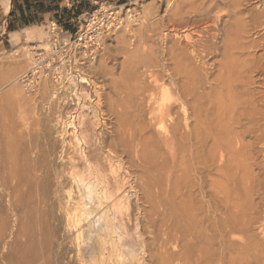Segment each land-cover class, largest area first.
I'll list each match as a JSON object with an SVG mask.
<instances>
[{"label":"rangeland","instance_id":"374dc122","mask_svg":"<svg viewBox=\"0 0 264 264\" xmlns=\"http://www.w3.org/2000/svg\"><path fill=\"white\" fill-rule=\"evenodd\" d=\"M103 1L97 4L91 1V11L70 22L74 32L45 22L30 29V37L21 30L22 40L19 43L9 37V44L5 43V47L0 48V264H94L100 257L103 243L100 240L105 239L107 243L112 236V240L117 241V248L126 256V264H156L149 258V253L153 250L154 254L165 251L161 246L166 238L163 234L165 227L161 223L165 219L170 222V207L157 203L160 199L158 190L149 195L144 184L140 188L132 178H126L127 194L123 207H107L108 200H101L104 206L100 205L98 196L101 187L91 177V163L81 161L78 163L80 166L72 164L66 152L68 148L70 152L79 150L82 154L88 150L76 132L78 120L83 116L92 119L95 125L92 137L98 142L102 137L101 131L107 128L106 125L109 126V119H112V116L108 118L111 107L122 110V102L130 97L133 88L131 97L136 92L133 97L136 99L133 100L137 101L139 92L146 97L150 94L151 89L145 85L150 83L152 88L153 77L144 74L145 68L136 62L142 48L147 50L151 47L154 52L151 49L148 51L154 54L153 62L157 64L159 61L163 66V43L169 47L174 44L172 48L177 46V49L198 39L194 31L179 28V22H176L195 4H192V0ZM253 1L249 2H252L251 8L262 2ZM176 10L183 14L180 12L181 15H177L179 12ZM173 17L178 18L174 21ZM173 23L178 27L174 31ZM250 33L247 39L251 40L247 45L258 38L256 45L259 46L254 45L256 50H253V46L244 52L245 55L237 54L239 60L235 63L243 73L240 74L237 69V79H241V82L236 80L232 86L239 83L238 87L234 86L231 93L222 99L223 103L234 105L235 102L237 107L233 106L235 111L230 115L235 117L237 113L239 116L236 114L235 118L241 121L240 130L237 129L239 141L235 139L233 144L224 147L226 151L222 159L229 177L207 174L204 197L207 224L216 221L222 227L233 218V221H241L233 238L242 248L239 250L245 252L242 256H250L244 259L245 262H250L251 255L256 252L254 249L259 248L260 253L264 252V39L259 40L258 30L254 28ZM189 36H192L191 39ZM213 42L216 46L221 45L219 40ZM219 49V52L213 53L215 55L210 54L205 59L214 67L209 65L207 68L208 72L212 71L209 72L210 80L222 75L221 71L218 75L220 69H217L223 58ZM128 50L136 54L134 61L138 67H134V72H130V61H126L127 56L123 54ZM218 58V61H213ZM192 59L193 64L200 67L197 59ZM93 61L97 68L94 73L90 69ZM251 62H255L256 66ZM199 69L202 76L204 70ZM152 70L155 71V68ZM156 71L166 78L162 68ZM82 80L86 83H82ZM140 86L142 91L145 88L143 93L139 91ZM165 86L169 87L170 84ZM210 91L209 87L206 92ZM215 92L217 99L219 90L215 89ZM17 93L30 99L31 104L25 107L17 104ZM229 95L233 99L227 97ZM226 97L229 98L228 102ZM76 101L80 103L79 107ZM118 103H121L119 108L116 106ZM126 105L130 109L132 103L127 100ZM61 116L66 123L64 120V123L61 122ZM124 161L114 163V168L123 169L128 162L126 158ZM231 164L235 165L231 167ZM212 165L211 161L208 166ZM12 170L18 173H12ZM134 171L136 175L140 174ZM78 175L86 181L81 182ZM210 178L217 183V190ZM2 179L7 181V186ZM108 234L112 235L109 236L111 238H104ZM207 236L210 239L215 237L211 229L207 231ZM181 244L170 245V252L180 250Z\"/></svg>","mask_w":264,"mask_h":264},{"label":"bare ground","instance_id":"6f19581e","mask_svg":"<svg viewBox=\"0 0 264 264\" xmlns=\"http://www.w3.org/2000/svg\"><path fill=\"white\" fill-rule=\"evenodd\" d=\"M263 1L264 0H262L261 4L258 2L254 8H251L250 4L252 2L249 4L250 0H195V3H193L192 0V4H195L194 7L186 11V13H184L185 15L181 16L180 21H176L178 17L173 18L174 21L177 23L179 22V28H187L189 31L191 30L190 32L194 31L198 39L192 43L189 41L190 43H186L184 48L178 46L179 48L177 49L176 45V47L174 46L175 48H172L174 44H169L171 45V47H169L167 44L163 43L164 46L161 47V57L164 59L163 66L159 61H157V64L153 62L155 61L152 59L154 54L152 55L150 52V55L148 51L150 49L152 50L151 47L147 50H145L146 48H142L139 54L141 57L138 56V58H136L138 59V61H136L137 65L141 63L143 68H145L144 74H149L151 75L150 77H153V83L151 82L153 84L152 88H150V83L149 85H145L146 88L148 86V89H151L149 90L150 94H147L148 96L146 97L145 94L142 95L139 92L142 91L141 86L144 84L141 83L140 90H137L139 92L137 101L133 100L136 99L133 98L136 92L133 93V95H135L131 97L134 88L131 90V94H129L130 97L126 98L128 103H132L130 109L126 107L127 100L122 102L124 103L122 110H116L114 107H111L108 113L110 117L108 118L112 116V119H109V126L106 125L107 128L101 131L102 137H100L99 140L97 139L98 142H95L92 137L95 132V125L92 123V119L90 120L88 116H85V118L83 116V119H80V121L78 120V131L76 132L80 134L88 150L86 153L82 154L79 150L70 152V148H68L69 150L66 152V155L68 160L75 165H79L81 161L91 163V177L96 179V182L101 187L99 190L100 196H98V204L103 205V201L108 200V202L105 201L107 202V205L105 204L107 207H123V200L127 194L125 188L126 178H132L135 185H140V188H143L141 184H144L145 188H148L147 193L149 195H151L153 191L156 192V190H158L157 193L160 199L157 203L159 202L162 205L170 207V222L165 219V221L161 223V226L165 227V233L163 234L166 238L163 245L159 244L165 251L161 249V251H163L161 254H154V250L151 251L152 253H149V258L151 261H155L156 264H264V252L262 251L263 253H260L259 248L258 250L252 248V250L254 249L256 252L251 255L250 262H245L250 256L249 254L247 255V257L249 256L248 258L242 256L245 252L242 253V251L239 250L241 247H239V244L237 246L235 241L236 238H233L234 232L236 233V228L240 227L238 223L241 221H233V218L229 223H224L222 227L219 222L214 220V222L207 224L205 218H207L208 213H206L204 207V197L206 193L205 183L207 181L206 175L217 174L222 176V178L229 177V171L224 167L225 163L222 159L224 157L223 152L226 151L224 149L227 148L225 145H231L235 139H239V131L237 132V129L240 130L241 121H239L240 118H235L237 113L235 117L231 116L235 111L234 108L237 107L235 102L234 105L231 103H223L222 99L225 97L224 95L231 93L234 86L238 87L239 83L232 86L233 83L238 80L237 77L239 76V72L240 74L242 73L236 65L237 60H239L237 54H244L245 51L251 49V47L254 48V45L259 42L257 40L258 38L255 40L252 39V41L249 42V46L247 45V42L251 40L250 38L247 39L250 36L249 34H251L250 30L253 28L254 30H258L257 36L260 38L259 40L261 41L262 38L264 39ZM2 4L5 12L9 13L11 7L10 1L2 0ZM190 5L189 3L188 6ZM248 5H250V8H248ZM188 6L186 5L187 8H189ZM252 6L254 5L252 4ZM176 11L179 12L178 10ZM180 12L177 13V15L180 14ZM181 14H183V12H181ZM173 28L172 31L176 30L175 28L178 27L174 24ZM189 37L191 39L192 36ZM123 38L126 39L125 36ZM213 40H219L221 45L219 46L217 44L218 46H216ZM250 43H252V45H250ZM258 46L259 45H256V47ZM256 47L253 50H256ZM156 48L158 47L156 46ZM218 49L220 50L219 54H221L223 58L220 60V65L217 69H220L218 75H220L221 72L222 75L218 77V79L210 80L211 75L209 72L212 71L208 72L207 68L209 65H212L207 63L209 61L206 62L205 59L215 51L217 52ZM152 52L154 51L152 50ZM188 52L192 54V57ZM123 54L127 56L126 61H130V72H134V67H138L134 61L136 54L130 50L124 51ZM155 54L158 56L157 52ZM248 54H250V52L247 53V56H249ZM155 57L153 58L155 59ZM192 58L197 59V63L204 70L202 76L199 74V70H201L199 69L200 67L193 64L194 60ZM247 58L250 59L251 57H246V59ZM215 60L218 61L219 58L213 59V61ZM254 63L255 62H251V64L256 66ZM251 64H248V66L252 67L250 66ZM95 67L93 61L90 68L91 72L94 73L96 71L97 68ZM154 68L155 71L152 70ZM160 68L165 72L166 78H163L164 75L161 76L156 71ZM82 71L83 70H81V72ZM128 75L130 74L128 73ZM85 80H87V78ZM85 80H82V83H86ZM240 80L241 79L238 81L241 82ZM165 82H168L170 86H165L168 84H165ZM207 85H210V92H206L209 88L206 87ZM144 89L145 88H143V91ZM215 89L219 90L217 99V92H215ZM14 91L16 90L14 89ZM17 94H19L16 98L17 104L22 107L31 104V101H29L30 99L28 100L20 93ZM231 96L232 95H229L227 97L230 98ZM229 98H227V102ZM215 99L218 103L215 102ZM77 102L78 101H76V105H80V103ZM120 105L121 103H118L116 106L119 108ZM240 109L241 108H239V110ZM63 120L64 118L61 116L62 123L65 122V120L64 122ZM70 143L71 142H69V144ZM242 145H240V147ZM125 158L128 162L125 163L126 165L123 169L117 166L114 168V163L123 162ZM211 161L213 165L208 166ZM69 165L72 168L71 164ZM234 165L231 164V167ZM119 166L121 165L119 164ZM14 170H12V173L17 172ZM134 170H137L140 174L136 175ZM245 170L247 171V169ZM235 174L237 175V173ZM157 175L159 177H156ZM209 177L210 176H208V178ZM79 179L81 182L86 181L83 177H79ZM2 180L5 181V179ZM210 180H212V178H210ZM216 184L215 181L212 180V185L215 186V190H217ZM233 184L234 183L231 185ZM4 185L7 186V181L4 182ZM210 229L215 235V237H211V239L207 236V231ZM110 235L108 234L104 238H108ZM113 238L112 236V239ZM112 239L107 243L105 239L100 240L103 241L104 244L102 243V249L100 248L99 260H96L97 262L94 264H126V256L117 248V241H113ZM153 242H155V240ZM179 243H182L181 249L170 252L171 247L169 249V246ZM158 248L156 249L158 250ZM173 249H175V247Z\"/></svg>","mask_w":264,"mask_h":264},{"label":"crops","instance_id":"0c3cea01","mask_svg":"<svg viewBox=\"0 0 264 264\" xmlns=\"http://www.w3.org/2000/svg\"><path fill=\"white\" fill-rule=\"evenodd\" d=\"M11 7L9 13H6L0 0V48L8 45L12 37L13 42L19 43L22 36L19 33L24 30L27 37L31 33L30 29H34L35 25L45 22L57 24V18L62 16L65 12H70L72 17L75 12L83 11L87 13L91 11L92 4H97L103 0H9ZM107 1L110 0H105ZM131 0H115V2L127 3ZM104 2V1H103ZM89 6V7H88ZM80 18V17H79ZM78 18V19H79ZM74 17L70 22H73ZM31 22L37 24H30ZM30 27V28H29ZM72 27V25H71ZM10 28V29H9Z\"/></svg>","mask_w":264,"mask_h":264},{"label":"trees","instance_id":"16d2710c","mask_svg":"<svg viewBox=\"0 0 264 264\" xmlns=\"http://www.w3.org/2000/svg\"><path fill=\"white\" fill-rule=\"evenodd\" d=\"M84 12L80 11V12H75L73 17L75 19H78ZM72 15L70 12H67L65 10L64 14L60 17L57 18V23L62 26L66 31H72L74 32V30L72 29L71 25H70V21L72 20ZM30 24L34 25L37 23L31 22ZM10 29V28H9Z\"/></svg>","mask_w":264,"mask_h":264},{"label":"built area","instance_id":"2783aa9c","mask_svg":"<svg viewBox=\"0 0 264 264\" xmlns=\"http://www.w3.org/2000/svg\"><path fill=\"white\" fill-rule=\"evenodd\" d=\"M53 25H56V24H53ZM57 26V25H56ZM80 40V39H79Z\"/></svg>","mask_w":264,"mask_h":264}]
</instances>
